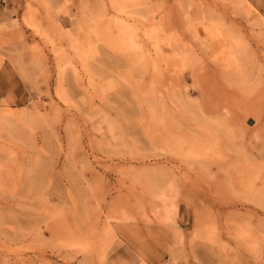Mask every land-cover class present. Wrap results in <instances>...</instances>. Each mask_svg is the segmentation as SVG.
Wrapping results in <instances>:
<instances>
[{"label": "rangeland", "instance_id": "obj_1", "mask_svg": "<svg viewBox=\"0 0 264 264\" xmlns=\"http://www.w3.org/2000/svg\"><path fill=\"white\" fill-rule=\"evenodd\" d=\"M11 1L0 264H264V0Z\"/></svg>", "mask_w": 264, "mask_h": 264}, {"label": "crops", "instance_id": "obj_2", "mask_svg": "<svg viewBox=\"0 0 264 264\" xmlns=\"http://www.w3.org/2000/svg\"><path fill=\"white\" fill-rule=\"evenodd\" d=\"M16 11L11 0H0V26L8 23ZM23 82L6 62L0 63V102L16 103L23 99Z\"/></svg>", "mask_w": 264, "mask_h": 264}, {"label": "bare ground", "instance_id": "obj_3", "mask_svg": "<svg viewBox=\"0 0 264 264\" xmlns=\"http://www.w3.org/2000/svg\"><path fill=\"white\" fill-rule=\"evenodd\" d=\"M152 64H153V63H152ZM151 66H152V65H151ZM155 66H156V65H155ZM153 67H154V66H153ZM155 68H156V67H155ZM146 185H148V184H146ZM148 186H149V185H148ZM147 188H149V187H146V189H147ZM147 190H148V189H147ZM149 190H150V189H149ZM149 190H148V193H149ZM152 190H153V189H152ZM153 191H155V190H153ZM150 192H151V191H150ZM153 193H154V192H151L150 194L153 195ZM155 193H156V191H155ZM158 193H160V192H158ZM158 193L155 194V195H156V199L158 198V197H157V195H159ZM162 194H163V195H162V196L160 195L159 198H158V199H161V201H160L161 203H160V204H161V205H162V204L164 205V204H167V203L169 204V203H170V202H169V199H170L169 196H167L166 194H164V192H162ZM151 195H150V196H151ZM160 197H161V198H160ZM157 202H158V201H157ZM157 205H158V204H157ZM172 205H173V204H172ZM161 207H163V206H161ZM164 207H166V206H164ZM170 207H171V208L173 207L172 210L175 209L174 206H170ZM159 209H160V208H159ZM161 209H162V208H161ZM166 209H167V208H166ZM166 209L164 208L163 210H166ZM163 210H162V212H163ZM159 211H160V210H159ZM160 212H161V211H160ZM164 212H165V211H164ZM168 219H169V218H168ZM169 220H170V219H169ZM170 222H171V220L169 221V223H170Z\"/></svg>", "mask_w": 264, "mask_h": 264}]
</instances>
